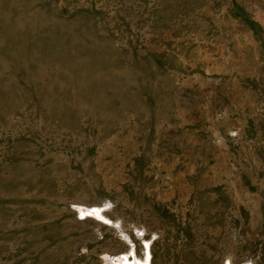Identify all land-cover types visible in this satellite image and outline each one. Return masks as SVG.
Segmentation results:
<instances>
[{
	"label": "rangeland",
	"instance_id": "374dc122",
	"mask_svg": "<svg viewBox=\"0 0 264 264\" xmlns=\"http://www.w3.org/2000/svg\"><path fill=\"white\" fill-rule=\"evenodd\" d=\"M140 262L264 264V0H0V264Z\"/></svg>",
	"mask_w": 264,
	"mask_h": 264
},
{
	"label": "bare ground",
	"instance_id": "6f19581e",
	"mask_svg": "<svg viewBox=\"0 0 264 264\" xmlns=\"http://www.w3.org/2000/svg\"><path fill=\"white\" fill-rule=\"evenodd\" d=\"M111 261H113V260H111ZM122 261H124V259L117 260L118 263H122ZM139 264H146V263L140 262Z\"/></svg>",
	"mask_w": 264,
	"mask_h": 264
}]
</instances>
